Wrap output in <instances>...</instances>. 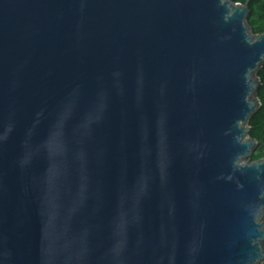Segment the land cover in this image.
Segmentation results:
<instances>
[{"label":"water","instance_id":"1","mask_svg":"<svg viewBox=\"0 0 264 264\" xmlns=\"http://www.w3.org/2000/svg\"><path fill=\"white\" fill-rule=\"evenodd\" d=\"M248 1L0 0V264H262Z\"/></svg>","mask_w":264,"mask_h":264},{"label":"trees","instance_id":"2","mask_svg":"<svg viewBox=\"0 0 264 264\" xmlns=\"http://www.w3.org/2000/svg\"><path fill=\"white\" fill-rule=\"evenodd\" d=\"M236 2L245 3L248 1L247 22L254 34L264 32V0H235ZM258 77L261 80L257 97L260 106L252 114L248 121V136L256 139L257 147L250 155L252 161L261 159L264 156V63L258 71ZM264 264V261L263 263Z\"/></svg>","mask_w":264,"mask_h":264}]
</instances>
